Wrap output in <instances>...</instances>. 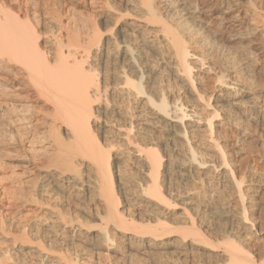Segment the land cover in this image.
Here are the masks:
<instances>
[{
  "label": "bare ground",
  "instance_id": "6f19581e",
  "mask_svg": "<svg viewBox=\"0 0 264 264\" xmlns=\"http://www.w3.org/2000/svg\"><path fill=\"white\" fill-rule=\"evenodd\" d=\"M27 2L0 0V116L12 120L16 130L37 129L44 138L43 149L25 166L27 171L42 168L43 177L55 186L59 178L72 187L87 176L86 184L101 201L95 216L96 245L110 250L116 240L125 241L150 254L172 245L180 250L187 243L218 251L193 229L181 208L190 204L193 193L165 187L172 176L188 182L216 174L210 193L229 186L241 208L239 214L223 208L212 211L211 219H224L213 223L216 239L226 238L219 255L224 264H255V257L232 241L254 230L255 224L245 206V173L227 159V146L221 144L225 128L239 129L263 116L258 98L264 91L253 89L245 59L252 54L259 59L264 46L247 40L242 30L246 15L232 13L221 0H57L53 9L48 2L35 9ZM259 4L253 3L251 10L263 20L264 3ZM76 10L98 12L105 25L98 28L95 22L91 30L75 29ZM204 15L221 28L207 40L197 24ZM224 15L232 22L221 27ZM234 46L244 57L227 55ZM35 138L24 133L18 141L32 144ZM115 152L127 153L141 169L145 180L136 182L132 199L152 208L133 213L120 209L112 179L117 178L125 200L131 194L121 180V158ZM160 171L161 180L166 179L162 184ZM201 193L197 196H206V191ZM70 199L68 194L67 204ZM207 200L211 198H201L199 205ZM179 208V222L161 220L162 214ZM51 213L63 225L74 222L62 210ZM180 222L191 227H177ZM172 236L179 238L174 242ZM18 247L32 256H55L31 240ZM261 258L258 254L256 260ZM4 262L0 264H8Z\"/></svg>",
  "mask_w": 264,
  "mask_h": 264
},
{
  "label": "rangeland",
  "instance_id": "374dc122",
  "mask_svg": "<svg viewBox=\"0 0 264 264\" xmlns=\"http://www.w3.org/2000/svg\"><path fill=\"white\" fill-rule=\"evenodd\" d=\"M26 1H28L27 3L30 7L34 9L47 2V5H50L49 8L53 9L55 6L53 5V2H56L57 0H44L43 2L42 0ZM101 1L104 2V0ZM254 1L257 0H221L223 4L228 3L231 6V9H233L232 13L239 12L240 16L246 15L244 16L246 19L243 22L244 27L242 30L244 32L246 31V35L248 33L247 40H252V43L259 42L264 46V31L262 29L264 19H260L257 10L256 12H252L251 10L253 3L258 6L260 2L261 4L264 3V0H258L260 1L259 3L258 1L257 3ZM76 11V13H78V10ZM80 11L81 10H79V12ZM81 12L75 14L73 17L76 22V24L74 22L75 29L82 27L84 31H87L86 28L91 30L90 28L93 27L95 22L97 27L99 25L98 28L105 25L104 20L100 18L102 15L100 16L98 14L99 17H97L96 14L98 12L93 15L88 11H85V13L83 11ZM255 13H257V16H255ZM92 16L97 17L95 18L96 21ZM205 16L206 15L202 16L199 19V22L197 20L193 23L198 22L197 24L203 27L204 33L202 32V34H204V39L206 38L205 40H207L209 37H213L215 35L214 32H218V29L221 28L210 22L211 19ZM92 21L94 22L92 23ZM99 22L102 23L99 24ZM230 22H232L230 15H224V18L221 19L222 25H220L221 27H226ZM238 49L239 48H235L234 46L233 49L226 51L228 52L227 55L232 57L242 55L244 57L243 51ZM255 57L256 54H252L251 58L247 60L245 59L247 65H250L247 68V75H249L248 77L254 82L253 89H262L264 91V69L258 70L260 69L258 67L261 64L264 65V50L262 51V55H260V62L259 59H256L257 57ZM261 59L263 60L261 61ZM159 65H157L156 68H159ZM162 74V79L166 81V71L163 70ZM258 76H260V78ZM257 78L260 80L258 81ZM261 98L263 99L264 97L258 98V106L260 105L258 109H261L260 111L263 115L262 118L254 119L255 121L252 120L250 122H245L243 126L246 125V129L243 126L239 129H237L238 127L225 128V133H223L224 136L221 139V144L225 142L224 144L227 146V159L232 160L234 165L241 168L245 173L246 182L243 185L244 189L247 188L245 206L250 213V222L255 224L254 230H249L246 232V235H242L239 238L236 236L237 239L234 238L232 241L235 240L234 242L242 246L251 256H254L255 264H264V100ZM12 122L13 121H10L7 116H3V114L0 116V206L5 207L8 205V208H0L1 262L5 261L8 264H67L66 261L68 264H224L225 258L223 255L220 256L219 254L221 253L220 251L224 249L223 242L226 238H223L225 239L223 241L216 239V229L213 224L214 221L216 223H223L224 219H211L210 216L212 211L217 208H223L236 214L241 212V208L233 189L229 186H223L222 188L216 189V191L213 189L214 192L210 193V189L212 188L211 185L214 184L216 179V174L211 173L208 175H202L200 180H195L194 178L188 182L181 181L178 177L172 176V180L167 179L166 181L165 179V183L161 180L162 172L160 171L159 182L161 184L165 183V187L170 191L175 188V190L177 189L179 191L190 190V192L193 193L189 195L191 198L189 199L190 204H186L183 207L181 206V208L186 210L189 214L193 223V229H199V234L202 235L205 240L216 245L218 251L203 249V247L187 243V245L182 246L180 250L175 248V245H172L167 249H164L165 251L160 250L159 252H162L160 254L159 252L150 254L143 248L136 247L134 244L130 245L128 242L125 243V241L117 240L115 241L116 243L114 242L112 245L113 249L106 250L102 246L99 247L96 245L98 226L95 216L100 210L101 205L99 206V204H101V201H99L95 194L92 193L93 191H90L91 188L87 185L88 177L86 176V178L84 176L83 178H80L81 182L82 180L85 181L82 182L83 184L85 183L84 185H81L79 180L78 183H76L77 185L73 184V186L70 187L69 184L66 186V184L63 183L64 181L62 178H59V180H57L58 183L56 182L55 186L53 183H50L49 179L43 177L44 175L41 173L42 168H34L35 170L32 169L33 172H28L25 166L31 165L32 162L34 163L35 160H37L39 152L43 149L44 138L38 133L39 130L37 129L31 131L28 129L23 131L16 130L14 122ZM243 130H245L244 133H242ZM24 133L27 135H36L34 143L28 144L23 141H18L19 136L24 135ZM114 154L118 156H116L117 159L121 158L118 159V161L120 160L119 163L122 164H120V167L122 166L120 169L123 170V177L121 180L127 186V191L130 192L129 194H131L129 199L125 200L122 193H120L117 188V178L114 177L112 179L114 186H116L117 189L115 190L117 194L119 193L120 209H124V211L128 210V213H133L138 209L143 211L152 208V206H150V208L142 206L139 201L133 200L134 197L132 199L136 189V182L145 180L140 172L141 169L128 158L127 153L115 152ZM163 159H165V157ZM203 191H206L205 197L197 196L202 194L201 192ZM68 194L71 196V199L67 204L66 196ZM201 198H211L210 201H205V203L208 202L206 207H199L205 204L203 203L199 205V200H201ZM61 210L67 212V217H70V219L72 218V222H74L67 224L64 223L65 225H63V223L58 222V220L55 221V219L51 218L53 214L51 212ZM180 210L181 209L179 208L175 213L162 214L163 217L161 220L164 223L171 225H173L174 222H179L175 218L178 217L177 215H179L178 213H180ZM175 225L177 227L179 225L181 228L191 227V224H184L181 222ZM111 231L110 235L113 234L114 236L117 235L116 237H119V233ZM23 235H27L24 236L25 239H27V242L22 239ZM87 236L92 237V241L90 239L88 240ZM177 238L179 237L172 236L170 239L176 241ZM30 240L37 244L41 243V245L49 249L52 255L55 254V256H46L43 254L41 255L40 253L39 255H37L38 253H34L33 256L31 254H26L25 251L18 247V245L19 243H30ZM220 241H222V244H219ZM114 249L116 251H114ZM258 254H261L262 258L260 260H256ZM60 257L65 260L63 261Z\"/></svg>",
  "mask_w": 264,
  "mask_h": 264
}]
</instances>
